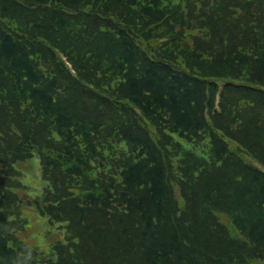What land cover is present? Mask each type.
Segmentation results:
<instances>
[{
	"label": "trees",
	"instance_id": "trees-1",
	"mask_svg": "<svg viewBox=\"0 0 264 264\" xmlns=\"http://www.w3.org/2000/svg\"><path fill=\"white\" fill-rule=\"evenodd\" d=\"M33 156L47 264H264V0H0V264Z\"/></svg>",
	"mask_w": 264,
	"mask_h": 264
},
{
	"label": "rangeland",
	"instance_id": "rangeland-1",
	"mask_svg": "<svg viewBox=\"0 0 264 264\" xmlns=\"http://www.w3.org/2000/svg\"><path fill=\"white\" fill-rule=\"evenodd\" d=\"M172 137L184 148L191 147V143L185 138H179L176 134ZM17 165L23 171V176H19L22 185L14 190L16 197H20L22 202V205L15 208V217L12 215L18 221L16 235L26 246L36 251L38 263L47 264L46 260L53 256V245L63 241L64 229L59 227V223L50 222L46 215H40L32 201L43 195L46 186L40 175L37 157L33 156Z\"/></svg>",
	"mask_w": 264,
	"mask_h": 264
}]
</instances>
